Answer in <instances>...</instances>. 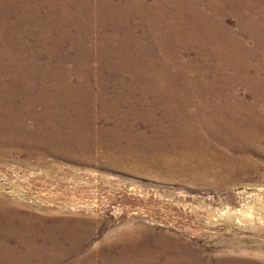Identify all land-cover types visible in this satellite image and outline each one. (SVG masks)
I'll return each mask as SVG.
<instances>
[{
	"label": "rangeland",
	"instance_id": "374dc122",
	"mask_svg": "<svg viewBox=\"0 0 264 264\" xmlns=\"http://www.w3.org/2000/svg\"><path fill=\"white\" fill-rule=\"evenodd\" d=\"M234 1L0 0V114L26 132L1 133L0 224L7 202L30 213L55 261L19 243L33 233L0 234V246L26 264H264V162L191 114L260 101L264 112V92L220 88L217 68L237 51L177 30L227 28L264 80V47ZM241 2L259 3L264 24V0ZM167 155L181 159L166 166Z\"/></svg>",
	"mask_w": 264,
	"mask_h": 264
},
{
	"label": "bare ground",
	"instance_id": "6f19581e",
	"mask_svg": "<svg viewBox=\"0 0 264 264\" xmlns=\"http://www.w3.org/2000/svg\"><path fill=\"white\" fill-rule=\"evenodd\" d=\"M234 3L236 4L234 5L233 13H236L240 18H242V20H245L246 17L245 21L248 22V24L245 22L246 25H242V29L244 28V30H246L253 37L255 42L260 43L264 47V24L259 23L256 19L252 20V14H256V11L254 10H256V5H258L259 3L257 4L256 2V4L254 5L255 9L252 6H247L245 3L241 2V0H237L236 2L234 1ZM237 7L241 8L238 9ZM260 21H264V19H261ZM190 28H194V31L196 30V35L193 34L195 38L193 37L192 40L195 42L197 38L203 40L205 41V46L208 45L207 41L210 42V51L213 53H217L223 56V53H220V50L229 47L237 51V54L231 58L223 56L226 58L227 61L223 59L222 65L217 68L221 76V79L218 83V86L220 88H226L227 86H230V83L232 81H235L238 83H244L247 86L248 90H250L251 92L255 90H258L259 93L264 92V80L259 77L258 73H254L256 75L251 73L252 71H257L258 69L254 70L256 68L254 65L249 62L247 63L243 59V57H240L241 51H253L247 48L246 46L241 47L240 42L236 44L232 41L229 42L227 40L229 34L227 28H222L221 26H195L194 24H189L186 25L185 28L177 27V30L179 31V34L182 35L188 33ZM208 29L213 30V37H211L212 35L210 36L211 30L208 31ZM210 37L216 39H211ZM221 40L226 41L228 45L221 44ZM229 66H234L235 72L233 74L225 72L226 68ZM257 103V107H251L249 105L241 103L238 106H233L231 109L229 106L225 107L223 110H217L213 108L209 117L203 113L202 109L198 110V108L197 110H194L191 114L194 117L199 118L203 123H205L210 128V131L214 136L223 140H228L229 142L237 146L241 152L242 157L253 158L255 156L257 158H261V161L264 162V112L260 109L263 102L260 101ZM191 110H193V108H191ZM199 113H201V116L199 115ZM3 114H0V152L8 150L5 137L1 135L2 132L7 133L8 137L10 136V134H26V132L22 128L14 130L15 124L19 121V117L16 116L12 120H5ZM186 131L187 136L184 137L182 142L183 148L190 141V137L192 136L191 127L189 125L186 126ZM205 141L206 140L204 139V136L201 135L199 137V145L193 146L191 148L190 153H192V151L195 152L200 147V144H203ZM172 149L177 151L176 148L174 149L172 147ZM180 159L181 158H175L171 155H167L166 159L159 160V162L162 161L164 163H167L166 166H174L180 161ZM242 159L243 158L238 159L240 164ZM247 164L248 163H246V165ZM6 204L10 206V210L7 214H4L1 217L4 220V224H0V234H2L3 236H7L12 231H15L19 235H24L27 237L28 234L33 233L34 239L32 241L28 243H19L26 244L30 250H36L37 253L40 255L39 258L41 260L46 261V263L55 261V257L44 256L41 249H39L35 245L41 235L40 223L35 221V219L31 217L30 213L17 214L15 211H13L12 205H10V203L7 202ZM67 234V238L72 239V243H77L75 231L71 230ZM47 237H49L50 239L55 238L52 234L48 235ZM57 249H60V244L56 242L54 245V251H56ZM11 252L12 251H10L8 248L0 246V263L19 264L20 262V264H26V259L29 258L28 254L15 255L13 254V252ZM244 257L245 258H243L240 262L237 260L234 264H253V262L248 261L249 258H247V256Z\"/></svg>",
	"mask_w": 264,
	"mask_h": 264
}]
</instances>
